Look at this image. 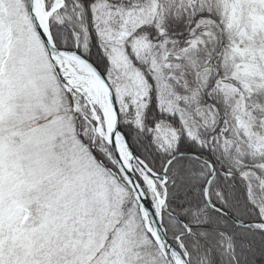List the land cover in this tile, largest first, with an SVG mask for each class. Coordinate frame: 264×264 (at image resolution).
I'll use <instances>...</instances> for the list:
<instances>
[{
	"label": "snow or ice",
	"instance_id": "obj_1",
	"mask_svg": "<svg viewBox=\"0 0 264 264\" xmlns=\"http://www.w3.org/2000/svg\"><path fill=\"white\" fill-rule=\"evenodd\" d=\"M0 264H264V0H0Z\"/></svg>",
	"mask_w": 264,
	"mask_h": 264
}]
</instances>
